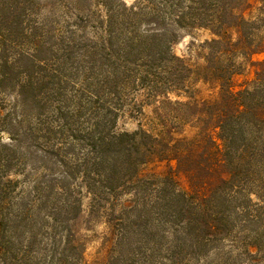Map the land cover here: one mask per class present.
<instances>
[{"label": "trees", "instance_id": "trees-1", "mask_svg": "<svg viewBox=\"0 0 264 264\" xmlns=\"http://www.w3.org/2000/svg\"><path fill=\"white\" fill-rule=\"evenodd\" d=\"M61 1L0 0V264H83L82 245L66 225L80 197L65 203L61 217L45 216L49 245L34 236L17 246L7 230L23 201H15L23 149L41 143L79 175L90 212L110 228L124 231L130 215L134 236L145 235L153 215L150 242L161 264H264L260 241L249 238L264 234V61L234 90L244 64L264 49V0L254 12L249 0H139L131 7L75 0L71 24L69 2ZM185 29L212 36L195 74L217 90L213 98L195 97L194 71L172 52L176 31ZM125 107L137 115L152 107V116L118 132ZM50 109L62 120L56 128L41 119ZM28 200L29 211L36 209ZM141 253L129 249L130 264Z\"/></svg>", "mask_w": 264, "mask_h": 264}, {"label": "rangeland", "instance_id": "rangeland-1", "mask_svg": "<svg viewBox=\"0 0 264 264\" xmlns=\"http://www.w3.org/2000/svg\"><path fill=\"white\" fill-rule=\"evenodd\" d=\"M51 1L54 4L61 3L62 5L61 0ZM67 1L69 3L65 6L69 12H66L68 14H66L65 21L68 22V24H71L72 21H75V12L73 10L75 0ZM83 1L89 5V3H94L96 0H82V2ZM119 1L120 0H112V3L116 4L119 3ZM121 1L127 7H131L135 6L139 0ZM259 1L260 0H249L252 12H254V9L259 5ZM60 9H62V7L57 6L55 10L59 11ZM99 10L104 12L102 7H99ZM65 11L67 10L65 9ZM62 20L63 19H59L60 25H64ZM78 32L79 31H75V34ZM211 37L212 36L208 31L202 29L177 30L176 40L172 45V52L179 58L183 59L194 71L190 80V86L195 97L198 99H210L215 97L217 93L216 89H211L208 85H204L199 81L195 74V72L203 65L205 51L203 49V43L211 39ZM260 61H264V49L262 52L252 55L250 60L244 64L242 74L234 79V90L243 88L253 79L255 71L254 64ZM70 88L71 85L68 86V89ZM140 100L141 97L137 96L136 101ZM55 103L62 108L60 103ZM55 103L54 105H56ZM49 111L52 112L43 115V118L41 119L45 118L46 122H49L51 127L56 128V125L62 123V120L53 109H50ZM151 112L152 107H144L143 115H137L129 107L121 109L115 122L116 131L131 132L135 130L137 128V123L140 122L143 125L147 123L148 118L152 116ZM1 137L4 142H9L6 134H2ZM24 145H22V148H24ZM50 145L51 144L41 143L38 148L26 147L23 149L26 160L24 161L25 165L22 167L21 175L17 176L19 184L15 191V193H19V197H17L15 201L18 202L19 198L23 201L21 202L22 204L20 203L21 210L17 213L18 216L15 218V222L12 221L7 226V230L10 231V237L14 244L17 246L21 244L23 245L28 237L32 238L35 236L37 240L42 242V245H49L52 232L45 227V221H47L46 217L48 215L58 216V214L59 217H61L65 203L72 202L75 197H80V210L76 213L74 219L69 221L66 225L68 226L70 235L82 245L83 264H130L131 262L128 260L130 257L128 251L129 249L134 250V248L136 249L137 247L142 249V253L138 255L141 260L139 261V264H161V259L158 260V254L155 252V246L150 242L154 237L149 231L153 232L156 229V226H158L156 225L157 223L152 220L153 215L149 213L150 219L148 218L147 225L149 230L145 231V235H142V233L140 235L137 232L136 236H134L132 233L134 227L131 226V222L134 221V218L130 215L127 219H124V222L129 225L124 231H119V227L116 225L113 227L111 226L110 228L108 224L105 223V219L100 213L92 214L90 212V197L81 183L79 175L71 174L72 168L70 166L65 165V167H62L57 163L55 157H51ZM52 148L58 150L60 147L54 146ZM62 148L63 147H61V150ZM63 150L65 149L63 148ZM58 153L62 154V151L59 149ZM65 159L68 161L70 158L66 155ZM162 169L163 166H159L157 171H161ZM65 181L68 182L69 185L68 187H65L64 191L57 190L56 188H53L52 190L45 188V186L49 184H58ZM181 185L182 187L186 186L183 179H181ZM32 187H37V190L29 194V196H26ZM67 193L70 194V197L67 196ZM28 199L35 201L36 209L33 208L29 211ZM16 209L17 208L14 207L12 211L15 213ZM8 227H11V229H8ZM260 232V229L256 230L255 233L249 235V238L254 236L255 238H258L257 241H260V244L264 249V234H260ZM121 233L126 236L122 241L119 240ZM149 235L152 236V239L150 238L151 240L146 238ZM44 253L46 254L47 251ZM47 255L49 256L50 253ZM58 256L59 252L55 254L56 258ZM211 260L215 262L216 258L212 257ZM165 262L166 261L163 263L166 264ZM203 262V259H196L190 260L188 264H202Z\"/></svg>", "mask_w": 264, "mask_h": 264}]
</instances>
